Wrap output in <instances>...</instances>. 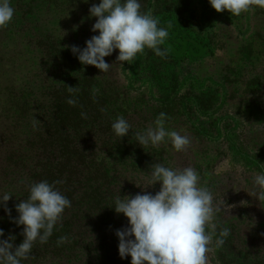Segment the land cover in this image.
Listing matches in <instances>:
<instances>
[{
    "label": "trees",
    "instance_id": "trees-1",
    "mask_svg": "<svg viewBox=\"0 0 264 264\" xmlns=\"http://www.w3.org/2000/svg\"><path fill=\"white\" fill-rule=\"evenodd\" d=\"M140 2L141 11L152 10L149 13L158 18L159 27H171L167 29L169 36L163 45L167 49L165 60L187 57L196 61L212 55L215 47L212 33L187 31L181 15L167 12L169 16H162L157 7L148 6L149 0ZM98 3L99 0H11L15 13L10 25H14L18 36L15 41L31 45L57 77L45 93L48 101L39 112L33 106L38 86L32 87L25 81L21 86L4 87L8 90L0 94V124L6 132L5 138L0 139V194L13 195L7 202L10 216L0 206V229L5 233L0 239L15 236L14 247L23 241V226L17 227L11 220L17 216L15 205L28 195L29 183L63 181L57 187L71 201V207L65 210L47 243H35L30 260L23 264H130V257L121 259L118 255L115 232L126 227L127 221L111 209L113 199L119 190L121 196L141 193L137 186H147L151 164L170 167L169 161H172L165 153V144L140 146L134 137L135 132L154 122L159 110L150 111L146 116L143 111H124V95L119 91L124 83L115 85V81L107 78V75H120L124 81V73L132 77L130 64L134 60L121 67L116 62L118 52L114 51L104 59L115 64L108 73L102 74L93 66L80 64L70 51V46L83 48L86 40L98 34L91 31L95 18L89 16V8ZM203 4L210 6L207 0ZM55 13L60 15L58 21L53 16ZM202 16L203 13L199 18ZM209 16L214 21L207 29L213 28V23L225 21L226 17L223 13ZM244 17L229 14L230 20L240 21ZM261 39L264 42V37ZM250 48L247 60L256 66L251 81L256 82L259 97L264 92V76L257 62L263 49L261 46ZM242 49L248 50V46ZM234 84V90L241 85L239 81ZM67 87H75L76 93H69ZM69 98L77 99L78 103L68 105ZM183 99V96L170 99V105L177 108L169 112L172 117L186 114L178 109ZM255 99L249 115L263 120L260 107H264V97ZM81 112L87 114L86 118ZM119 116L132 126L130 134L121 139L111 129V123ZM169 118L165 127L176 130L180 125L175 123L176 119ZM159 188L156 184L143 191L154 195ZM61 237L67 239L59 243Z\"/></svg>",
    "mask_w": 264,
    "mask_h": 264
},
{
    "label": "rangeland",
    "instance_id": "rangeland-1",
    "mask_svg": "<svg viewBox=\"0 0 264 264\" xmlns=\"http://www.w3.org/2000/svg\"><path fill=\"white\" fill-rule=\"evenodd\" d=\"M205 1L149 0L148 6L157 7L162 16L181 15L187 31L212 33L215 47L211 56L196 61L187 57L167 61L166 56L158 57L145 49L134 58H140L139 61L132 60L130 64L132 77L124 73V81L120 75L107 78L115 85L124 83L119 88L124 95V111H143L146 116L159 110L157 116L164 112L166 121H170L169 117L176 119L175 123L180 125L176 130L189 136L191 144L181 153L174 152L168 142L162 145L172 159L170 167L195 168L201 183L213 191L222 209L217 218L218 230L230 229L225 244L208 254L209 264H264V201L252 196L253 174L264 167V131L258 130L264 118L252 119L249 115L253 100L263 98L264 92L257 97L256 82L251 81L256 66L247 60L250 47L261 46L263 54L257 64L264 76V9L253 7L242 13L245 17L240 21L230 20L228 12H220L226 15L225 21L213 23V28L207 29L214 21L209 14L217 12L210 6L204 7ZM53 16L56 21L60 19L58 13ZM13 27L9 23L0 28V94L25 81L32 87L38 86L33 106L39 112L48 101L45 93L53 86L56 72L44 65L31 45L15 41L18 36ZM245 46L248 50L242 49ZM161 48L164 49L163 45ZM238 81L241 85L234 90ZM173 96L184 97L178 109L185 115H170L177 110L170 105ZM260 109L264 114V107ZM5 134L0 124V139Z\"/></svg>",
    "mask_w": 264,
    "mask_h": 264
},
{
    "label": "clouds",
    "instance_id": "clouds-1",
    "mask_svg": "<svg viewBox=\"0 0 264 264\" xmlns=\"http://www.w3.org/2000/svg\"><path fill=\"white\" fill-rule=\"evenodd\" d=\"M87 2V0H84ZM217 13L228 12L239 16L253 7L264 9V0H207ZM140 0H99L98 5L89 8V16L95 18L91 31L98 33L85 41L84 47L70 46L71 53L80 64L93 66L100 73H108L112 65L105 61L114 51L118 52L116 62H131L137 54L150 49L158 57H164L162 49L169 36L164 27H159L158 18L141 11ZM15 9L11 0H0V28L11 23ZM75 94V87H67ZM66 103L75 106V98ZM106 111V109H102ZM86 118L87 114L81 112ZM167 115L159 113L146 129L134 133L140 146H159L168 142L174 152L181 153L191 144L187 134L165 127ZM38 122V121H37ZM258 130L264 131V124ZM131 124L123 116L115 118L111 129L120 139L128 136ZM146 176V187L136 195H116L113 207L116 214H122L127 226L117 229L118 255L121 259L130 257V264H209V253L222 247L230 229L218 230V214L222 211L213 191L201 183L199 173L192 166L168 167L162 163L151 164ZM57 180L28 184V195L15 205L17 216L11 220L17 227L23 226V241L13 246L15 236L0 239V264H23L30 260L35 243L45 244L54 227L62 220L71 201L59 190ZM160 188L154 195L143 191L153 185ZM252 196L264 201V167L253 174ZM10 193L0 194V206L6 215H11L7 202ZM0 229V237H4ZM67 238L61 237L63 243Z\"/></svg>",
    "mask_w": 264,
    "mask_h": 264
}]
</instances>
